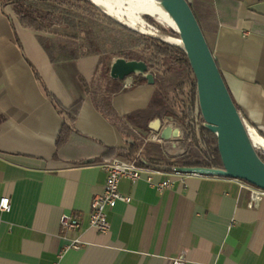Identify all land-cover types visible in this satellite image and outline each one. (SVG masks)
Wrapping results in <instances>:
<instances>
[{
  "label": "crops",
  "instance_id": "obj_1",
  "mask_svg": "<svg viewBox=\"0 0 264 264\" xmlns=\"http://www.w3.org/2000/svg\"><path fill=\"white\" fill-rule=\"evenodd\" d=\"M189 1L242 115L264 137V0ZM100 65L53 61L39 33L0 4V200L12 204L0 211V264H264V198L251 207L236 178L191 174L164 191L123 179L131 201L109 210L110 230L89 225L104 165L160 125L147 119L154 85L133 75L113 96L133 132L107 119L86 89ZM65 214L81 229L64 230ZM74 238L85 246L67 248Z\"/></svg>",
  "mask_w": 264,
  "mask_h": 264
},
{
  "label": "trees",
  "instance_id": "obj_2",
  "mask_svg": "<svg viewBox=\"0 0 264 264\" xmlns=\"http://www.w3.org/2000/svg\"><path fill=\"white\" fill-rule=\"evenodd\" d=\"M0 3L10 6L12 13L24 27L38 33L46 31L49 26L61 24H66L78 32H86L91 26L101 27L105 22L124 29L131 38L136 37L140 45L138 48L133 46L130 39L117 41V58L146 62L148 72L153 73L155 79L147 119L159 121L160 127L177 124L181 128V136L164 141L163 144L146 142L140 138V141L132 142L129 148L120 149V155L137 159L141 166L162 171H171L176 167H223L218 136L206 125L200 109L196 76L182 47L119 23L92 0H0ZM190 5L205 33L204 21L191 2ZM145 17L151 23L156 22L152 17ZM159 31L179 38L174 28L160 27ZM76 37L79 38L75 34L65 44L53 39L47 41L44 37H40V40L53 61L58 59V53L64 55L63 59L89 57L98 53L90 37L84 44L78 42ZM111 57L103 54L98 76L91 85L86 84V89L96 108L107 119L120 130L131 133L133 130L129 122L118 113L113 104V96L122 89V83L110 74L111 65L116 59L112 61ZM132 75L137 81L149 82L146 72L136 71ZM80 103L81 101L77 102L75 106ZM242 117L245 118L244 115ZM60 137L62 134L59 135L58 143L61 142ZM258 153L264 160V150L259 148Z\"/></svg>",
  "mask_w": 264,
  "mask_h": 264
},
{
  "label": "water",
  "instance_id": "obj_3",
  "mask_svg": "<svg viewBox=\"0 0 264 264\" xmlns=\"http://www.w3.org/2000/svg\"><path fill=\"white\" fill-rule=\"evenodd\" d=\"M93 1V0H92ZM171 16L180 45L186 52L197 80L200 109L207 127L217 134L223 160L222 168L181 167L185 172L202 175H218L244 179L264 188V160L254 145L244 118L235 103L223 77L205 33L190 5L189 0H159ZM136 71L147 73L153 84L154 74L148 72L144 61L116 58L110 74L125 80ZM165 141L181 136V128L166 126L161 132Z\"/></svg>",
  "mask_w": 264,
  "mask_h": 264
},
{
  "label": "built area",
  "instance_id": "obj_4",
  "mask_svg": "<svg viewBox=\"0 0 264 264\" xmlns=\"http://www.w3.org/2000/svg\"><path fill=\"white\" fill-rule=\"evenodd\" d=\"M244 121L254 145L257 149L261 148L256 144L253 138L254 133L259 135L260 133L247 119L244 118ZM159 140L163 141L161 137H159ZM104 169L107 173L106 182L102 193L97 194L92 201L89 217V225L98 229L102 233L108 232L111 227L108 214L109 210L115 208L120 201H131V197L124 195L120 191V183L123 179H129L136 182L145 178L153 188L159 191H164L165 189L176 185V177H179L182 182L185 183L186 176L188 175H202L197 172H185L181 169V167H176L171 171L148 168L141 166L137 159L130 160L125 157H115L113 160L104 165ZM157 174L164 175V178L157 180ZM236 179L240 182L243 188L250 191V206L254 207L258 205L264 198V188L256 186L244 179ZM11 209L12 204L10 197H2L0 200V211L10 212ZM61 222L64 230L75 231L81 229L82 227L80 219L68 214L63 215ZM84 246L85 243L80 238H74L67 248L81 249ZM173 264H185L184 256L174 259Z\"/></svg>",
  "mask_w": 264,
  "mask_h": 264
},
{
  "label": "rangeland",
  "instance_id": "obj_5",
  "mask_svg": "<svg viewBox=\"0 0 264 264\" xmlns=\"http://www.w3.org/2000/svg\"><path fill=\"white\" fill-rule=\"evenodd\" d=\"M6 7L12 13L11 7L10 6H6ZM100 7L102 9L104 8L105 11H108V14L111 17H113L114 19H116L117 21H119V23L126 25L127 27H129L133 30L139 31L140 33H143L146 35H153V36L158 37L159 39H161L163 41L171 43V42H169V41H167V40H165L159 36V35H165L159 31V28L160 27L173 28V26L166 23L160 17L151 16L148 14H142V13L136 12L135 15L140 18V19H136L135 18L136 16H133L129 13V10H128V8L130 7L129 4H125L124 8H121V10H120V7H118L117 5H114L113 9H109L106 6H100ZM146 15L155 19L156 24L151 23V21L145 17ZM75 34H77L79 36V38L76 37L77 41L82 43V44H84L86 42V39L88 37H90L91 40H93V42L95 43V45L98 49V53H95L91 57H95V59H97V60L99 59L101 63H102L103 54L111 55L112 61L118 57L117 41H120L121 39H130L132 41L133 46H135L137 48L140 46L136 37L131 38L128 35V32L125 31L124 29L120 28L117 25L107 24L105 22L101 27L91 26L89 31H86V32H78L77 30H75L74 28H72L70 26H67L66 24L53 25V26H49L46 31H44L42 33L40 32L39 37L47 38V41H50L51 39H53V40L59 42L60 44H65V43L69 42L70 40H72L74 38ZM169 36H171V35H169ZM171 44L177 45L174 43H171ZM57 56H58V58H61V59L64 58V55L62 53H58ZM98 72H99V70H98ZM98 72L95 75V78L98 76ZM134 82L140 83V81H137V80H135ZM172 126H178V125L174 124ZM161 131H162V128L159 125L157 128H155L154 131L143 134V136L147 137L146 142L154 141V142L163 144L164 140L163 141L159 140V137H161L160 136ZM260 149H262V148H260ZM130 160H132V159H130Z\"/></svg>",
  "mask_w": 264,
  "mask_h": 264
},
{
  "label": "bare ground",
  "instance_id": "obj_6",
  "mask_svg": "<svg viewBox=\"0 0 264 264\" xmlns=\"http://www.w3.org/2000/svg\"><path fill=\"white\" fill-rule=\"evenodd\" d=\"M99 6H106L109 9H113L114 5L118 7L124 8L125 4H129L130 7L128 8L129 13L133 16H136L135 13L139 12L142 14H148L151 16H158L163 19L166 23L171 26H174V22L167 12V10L163 7V5L159 2V0H93ZM115 3V4H114ZM105 11V9L103 8ZM108 13V11H106ZM111 13V12H110ZM136 19H140L138 16L135 17ZM163 39L177 44L182 45V40L178 37H173L169 35H159ZM254 141L256 144L264 149V137L259 134L254 133Z\"/></svg>",
  "mask_w": 264,
  "mask_h": 264
}]
</instances>
